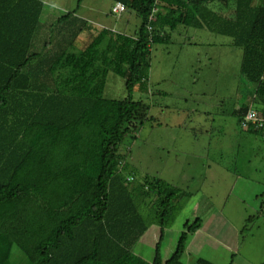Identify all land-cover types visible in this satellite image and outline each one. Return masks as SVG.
Instances as JSON below:
<instances>
[{
	"label": "trees",
	"instance_id": "obj_1",
	"mask_svg": "<svg viewBox=\"0 0 264 264\" xmlns=\"http://www.w3.org/2000/svg\"><path fill=\"white\" fill-rule=\"evenodd\" d=\"M110 1L112 14L116 4L135 14L133 36L112 42L110 30L92 34L76 15L79 5L44 25L40 0H0V264L9 263L13 247L30 264H184L201 219L184 224L165 262L160 242L187 194L150 176L131 188L119 149L148 120L149 108L133 92L144 90L152 45L167 44L179 26L231 39L242 51L250 102L264 116V0ZM230 5V16L219 12ZM83 33L93 37L76 52ZM110 71L125 81L123 100L104 98ZM240 107L235 117L249 108ZM146 211L160 228L151 262L132 252L147 231Z\"/></svg>",
	"mask_w": 264,
	"mask_h": 264
},
{
	"label": "rangeland",
	"instance_id": "obj_2",
	"mask_svg": "<svg viewBox=\"0 0 264 264\" xmlns=\"http://www.w3.org/2000/svg\"><path fill=\"white\" fill-rule=\"evenodd\" d=\"M40 1L44 25L57 23L79 5L76 15L88 22L92 34L110 30L107 39L113 42L119 35L133 36L138 29L135 14L111 13L110 0ZM261 1L252 3L258 6ZM231 11L222 14L230 16ZM46 34L52 36L51 29ZM169 36L167 44L152 45L144 90L136 87L133 92V99L149 108L148 120L119 147L125 155L123 175L134 176L131 188L150 176L187 194L163 230V262L174 253L184 224L199 218L202 226L188 236L184 264H194L198 258L213 264H263L264 133L242 131L244 114L233 115L242 105L255 109L251 86L239 72L242 51L229 37L206 29L179 26ZM92 37L83 33L75 51ZM126 97L124 79L110 71L104 98ZM145 213L147 231L132 252L151 262L160 228ZM8 264L30 263L13 247Z\"/></svg>",
	"mask_w": 264,
	"mask_h": 264
},
{
	"label": "built area",
	"instance_id": "obj_3",
	"mask_svg": "<svg viewBox=\"0 0 264 264\" xmlns=\"http://www.w3.org/2000/svg\"><path fill=\"white\" fill-rule=\"evenodd\" d=\"M113 11L116 14H121L125 12V7L121 4H116ZM157 11L156 9L153 12L156 13ZM154 13L151 16L152 18H154ZM240 129L244 132L249 130L264 131V116L257 110L249 107L240 119Z\"/></svg>",
	"mask_w": 264,
	"mask_h": 264
},
{
	"label": "crops",
	"instance_id": "obj_4",
	"mask_svg": "<svg viewBox=\"0 0 264 264\" xmlns=\"http://www.w3.org/2000/svg\"><path fill=\"white\" fill-rule=\"evenodd\" d=\"M261 2H262V1H261ZM232 7H233L232 5H230L229 7H227V6H226V7H223L222 9H220V11L222 10L220 13H221V14H222V13H225L227 10H232L231 12H233ZM240 108H241V107H238L237 109H240Z\"/></svg>",
	"mask_w": 264,
	"mask_h": 264
}]
</instances>
